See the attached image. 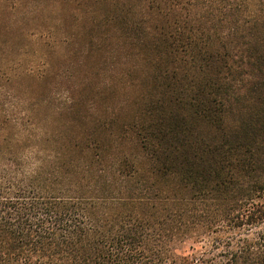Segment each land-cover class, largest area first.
I'll return each mask as SVG.
<instances>
[{
	"label": "trees",
	"instance_id": "trees-1",
	"mask_svg": "<svg viewBox=\"0 0 264 264\" xmlns=\"http://www.w3.org/2000/svg\"><path fill=\"white\" fill-rule=\"evenodd\" d=\"M89 2L0 112V264H264V0Z\"/></svg>",
	"mask_w": 264,
	"mask_h": 264
},
{
	"label": "rangeland",
	"instance_id": "rangeland-1",
	"mask_svg": "<svg viewBox=\"0 0 264 264\" xmlns=\"http://www.w3.org/2000/svg\"><path fill=\"white\" fill-rule=\"evenodd\" d=\"M89 10V0H0V112L28 102L51 72L63 66ZM17 72L38 76L8 81Z\"/></svg>",
	"mask_w": 264,
	"mask_h": 264
}]
</instances>
